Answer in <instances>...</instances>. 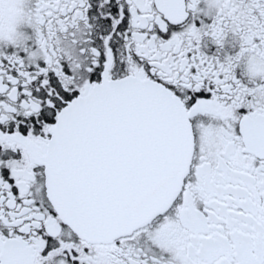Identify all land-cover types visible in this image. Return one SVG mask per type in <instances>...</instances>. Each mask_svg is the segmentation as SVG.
I'll return each mask as SVG.
<instances>
[{
    "label": "snow or ice",
    "instance_id": "snow-or-ice-1",
    "mask_svg": "<svg viewBox=\"0 0 264 264\" xmlns=\"http://www.w3.org/2000/svg\"><path fill=\"white\" fill-rule=\"evenodd\" d=\"M0 264H264V0H0Z\"/></svg>",
    "mask_w": 264,
    "mask_h": 264
}]
</instances>
